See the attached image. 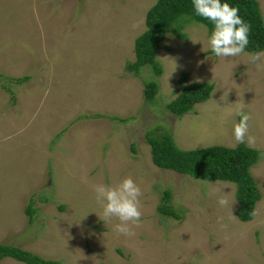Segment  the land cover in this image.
Instances as JSON below:
<instances>
[{"label": "rangeland", "instance_id": "rangeland-1", "mask_svg": "<svg viewBox=\"0 0 264 264\" xmlns=\"http://www.w3.org/2000/svg\"><path fill=\"white\" fill-rule=\"evenodd\" d=\"M154 1L0 0L1 244L60 264H264V70L251 52L208 53L211 32L180 16L186 38L165 36L155 55L160 75L148 64L133 75V38ZM258 5L264 18V0ZM151 80L157 90L147 102L142 81ZM189 82L210 83L209 96L176 116L165 105ZM240 103L255 138L244 144L258 150L249 172L259 199L248 221L235 214L234 183L156 167L144 136L165 131L185 149L232 147ZM125 177L142 190L133 236L114 231L119 221L103 217L92 189ZM165 190L177 217L156 210ZM29 200L32 222L16 233L17 206Z\"/></svg>", "mask_w": 264, "mask_h": 264}, {"label": "trees", "instance_id": "trees-1", "mask_svg": "<svg viewBox=\"0 0 264 264\" xmlns=\"http://www.w3.org/2000/svg\"><path fill=\"white\" fill-rule=\"evenodd\" d=\"M221 2L237 7L239 15L250 25L249 43L245 51L254 53L263 50L264 18L260 13L257 1L221 0ZM180 16L202 24L207 32H211L213 29L211 21L195 14L192 0H155L145 11L144 30L133 38L134 60L127 63L126 70L135 75L139 67L148 64L152 68L154 76L160 75L161 69L155 60V55L165 36L170 34L180 40L186 38V34L182 32L184 24L176 22ZM208 53L213 54L211 50ZM186 76L185 72H181L177 78L178 82L182 83ZM210 89V83L189 82L180 88L177 95L165 105V108L176 116L181 115L188 112L195 102L208 98ZM156 90L155 80L142 81L144 101H153ZM144 136L149 145L151 163L156 167L195 178L234 183V197L237 203L235 214L241 221L251 219L254 204L259 199L256 184L249 173V168L255 163L258 156L256 148L240 143L232 147L209 145L195 149H179L173 143L170 134L165 131L157 133L149 131ZM168 199L169 191L165 190L156 210L161 215L177 217V213L167 203ZM29 201L24 208L28 224L32 222L34 213L31 200ZM3 257H10L24 264H60L57 260L43 259L18 246L0 243V259Z\"/></svg>", "mask_w": 264, "mask_h": 264}, {"label": "clouds", "instance_id": "clouds-1", "mask_svg": "<svg viewBox=\"0 0 264 264\" xmlns=\"http://www.w3.org/2000/svg\"><path fill=\"white\" fill-rule=\"evenodd\" d=\"M192 5L197 16L213 24L207 44L215 56L227 58L245 53L249 43L250 25L239 15L237 7L221 0H192ZM247 55L249 62L257 69L264 70V51ZM243 108V103H240L236 112L240 119L233 124L232 136L238 144L247 142L252 145L255 138L248 135L250 117L243 112ZM93 190L102 207L103 217L106 220L115 218L119 221L114 226V231L125 236L135 235L133 227L140 226L142 217L140 186L131 177H125L111 186L97 184ZM217 202L222 207L228 205V200L224 197L219 198Z\"/></svg>", "mask_w": 264, "mask_h": 264}, {"label": "crops", "instance_id": "crops-1", "mask_svg": "<svg viewBox=\"0 0 264 264\" xmlns=\"http://www.w3.org/2000/svg\"><path fill=\"white\" fill-rule=\"evenodd\" d=\"M257 1V3H258V0H256ZM258 7H259V5H258ZM259 10H260V7H259ZM261 13V12H260ZM107 77V76H106ZM126 92V91H125ZM126 93H128V92H126ZM132 97V96H131ZM133 98V97H132ZM134 99V98H133ZM19 109H21V108H19ZM63 109L66 111V113H68V109H66L65 107H63ZM68 115H70V114H67V116ZM17 122V121H16ZM17 125H19V129H16V127H17ZM21 128H22V124H16L15 125V128L11 131V133H10V135H9V138H11L12 137V135H14V133L16 132V131H20L21 130ZM8 138V137H7ZM5 140V139H4ZM238 144V143H237ZM244 144V143H243ZM219 145H223V146H227V145H225V144H220L219 143ZM245 145V144H244ZM176 146V145H175ZM206 146V145H205ZM235 146V145H234ZM245 146H247V145H245ZM177 147V146H176ZM200 147H204V146H200ZM231 147V146H230ZM247 147H249V146H247ZM251 147V146H250ZM179 149H185V148H180V147H178ZM196 148H199L198 146H196ZM252 148V147H251ZM187 149H193V148H187ZM250 173V172H249ZM251 175V174H250ZM111 184V183H110ZM95 185H97V184H95ZM95 185H93V186H95ZM93 186H92V189H93ZM111 186V185H110ZM93 192H94V190H93ZM25 193H26V191L24 192V194H22L21 196L23 197V195H25ZM31 193H33V191H31L29 194H31ZM28 194V195H29ZM21 205H22V203H21V201H20V203L18 204V206H17V208L20 210V215H21V222H20V225H18L17 226V228H16V233H20L22 230H20L22 227H21V225L22 224H25L24 226L26 227V224H28V217H26V214H25V210L21 207ZM25 206V205H24ZM25 208V207H24ZM26 217V218H25Z\"/></svg>", "mask_w": 264, "mask_h": 264}]
</instances>
